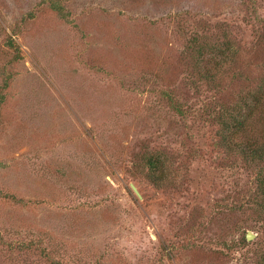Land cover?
Segmentation results:
<instances>
[{
  "label": "rangeland",
  "instance_id": "obj_1",
  "mask_svg": "<svg viewBox=\"0 0 264 264\" xmlns=\"http://www.w3.org/2000/svg\"><path fill=\"white\" fill-rule=\"evenodd\" d=\"M261 91L264 0H0V264H260Z\"/></svg>",
  "mask_w": 264,
  "mask_h": 264
},
{
  "label": "trees",
  "instance_id": "obj_2",
  "mask_svg": "<svg viewBox=\"0 0 264 264\" xmlns=\"http://www.w3.org/2000/svg\"><path fill=\"white\" fill-rule=\"evenodd\" d=\"M198 52L199 55H201L202 51L200 48L198 49ZM224 58L225 57H223L222 59ZM205 77L211 83L214 80L213 75L206 74ZM262 95L264 96V92L262 93L261 91L260 96L258 98L256 97L255 103H257V100L259 101ZM250 107L251 106L247 105L246 106L247 111L242 112L241 115L239 112H237L236 116H232V115L218 116V119L220 120V123L222 125L221 133H220L221 146L225 148L229 153L239 154L243 160L263 163L264 142H256L249 139L246 140V138H243L242 140V136L247 131L246 128L247 122L252 114ZM173 108L175 109L176 112L183 114L182 110H178L176 106H173ZM239 137H241V141ZM166 164H167V160H165L162 154H159L157 152L151 153L146 158L145 166L149 173L148 179L150 180L151 184L156 188H162L168 180L167 170L165 169ZM259 177L260 178L258 180V185H259L258 193L262 198L259 207L264 211V167L263 166L260 171ZM248 243L249 242L246 239V235H245L241 240V244L247 246ZM260 264H264V256L262 257Z\"/></svg>",
  "mask_w": 264,
  "mask_h": 264
},
{
  "label": "water",
  "instance_id": "obj_3",
  "mask_svg": "<svg viewBox=\"0 0 264 264\" xmlns=\"http://www.w3.org/2000/svg\"><path fill=\"white\" fill-rule=\"evenodd\" d=\"M130 187H131L132 191L134 192V194L140 199L141 196H140L139 192L137 191V189L132 184L130 185ZM246 239L249 241L252 239V236L250 234H247Z\"/></svg>",
  "mask_w": 264,
  "mask_h": 264
}]
</instances>
